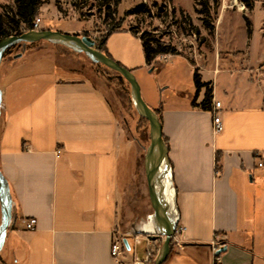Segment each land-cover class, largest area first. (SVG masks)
I'll list each match as a JSON object with an SVG mask.
<instances>
[{"label": "crops", "instance_id": "0c3cea01", "mask_svg": "<svg viewBox=\"0 0 264 264\" xmlns=\"http://www.w3.org/2000/svg\"><path fill=\"white\" fill-rule=\"evenodd\" d=\"M124 39L139 46L142 56L119 53L116 45ZM107 47L129 69L148 67L142 41L130 30L112 33ZM173 56L185 59L192 81L187 92L158 108L178 227L184 229L167 260L212 264L213 247L220 245L227 247L222 264H264V69L242 63L221 69L215 55L209 70L207 61L193 65ZM30 67L24 72L17 61L0 65V169L12 195L3 249L9 244L13 251L3 262L126 264L132 257L115 259L111 245L115 234L134 235L128 233L131 225L142 219L136 207H128L130 175L136 176L139 164L135 141L122 135L103 91L89 79L63 77L55 64ZM195 67L212 83L213 101L222 104L220 133L213 130L211 110L193 105ZM204 94L203 88L198 103ZM30 218L37 219L33 230L23 223Z\"/></svg>", "mask_w": 264, "mask_h": 264}, {"label": "rangeland", "instance_id": "374dc122", "mask_svg": "<svg viewBox=\"0 0 264 264\" xmlns=\"http://www.w3.org/2000/svg\"><path fill=\"white\" fill-rule=\"evenodd\" d=\"M220 1L214 13L216 21L213 32L204 25L203 15L197 12L195 0H120L118 6L113 0L108 3L102 0H43L39 16L42 29L88 35L96 40L105 36L110 25L115 23L121 24V29L137 32L138 35L151 32L163 43L174 46L196 65L197 62L207 61L209 70L215 67V55L220 59L221 69L228 63H242L264 69V0H255L253 9L239 0ZM13 6L14 0H0L2 14H5L6 8L10 11ZM138 7L141 8L136 11ZM200 7L198 5L197 8ZM5 24L10 27L7 19ZM116 48L119 53L129 51L136 57L139 53L142 56L139 46L127 39L118 42ZM19 53H23L22 56L16 57ZM165 56L160 57L154 68L133 70L144 100L154 110L169 104L171 98L180 91L187 92L191 88V67L185 59L179 56L170 58V54ZM14 61L18 62L24 72H29L30 65L35 63L41 67L55 64L59 75L89 79L103 91L119 121L122 135L134 140L137 146L138 172L136 176L130 175L134 179L130 185L128 207L130 210L136 207L135 215L139 219L146 218L152 212L144 169V156L150 144V125L134 105L129 82L104 64L93 62L86 54L47 41L15 45L10 53L4 55L2 62L6 65ZM3 69L2 66L1 75ZM206 75L213 77L212 74ZM222 76L220 74L218 77L220 84ZM130 162L132 164V161L127 164ZM130 168L132 165L127 175ZM128 240L132 249L126 255L130 258L134 255V237L128 236ZM163 243L164 240L159 238L158 244L162 247ZM145 246L146 241L137 246L139 257H144ZM12 255L13 251L8 244L1 252L0 264H5L3 257L9 259ZM164 264L189 262H182L173 256Z\"/></svg>", "mask_w": 264, "mask_h": 264}, {"label": "water", "instance_id": "95a60500", "mask_svg": "<svg viewBox=\"0 0 264 264\" xmlns=\"http://www.w3.org/2000/svg\"><path fill=\"white\" fill-rule=\"evenodd\" d=\"M47 41L60 44L75 52L86 54L93 62L102 63L119 72L131 86V96L138 113L149 121L150 144L146 148L144 167L152 212L146 218L131 225L129 234L147 235L152 240L164 236L165 240L157 257L156 264H164L171 252L172 237L175 235L180 212L177 204V190L174 185L173 169L169 159V147L163 135V125L159 114L143 98L141 86L132 70L112 57L95 48V39L53 29L29 30L19 35H10L0 41V65L5 52L20 43ZM19 53L16 57H21ZM0 87V108L2 104ZM0 252L5 244L7 231L12 218V195L7 178L0 169ZM125 243L129 246L127 238ZM227 247L217 251L221 254Z\"/></svg>", "mask_w": 264, "mask_h": 264}, {"label": "trees", "instance_id": "16d2710c", "mask_svg": "<svg viewBox=\"0 0 264 264\" xmlns=\"http://www.w3.org/2000/svg\"><path fill=\"white\" fill-rule=\"evenodd\" d=\"M102 1L104 3H108L111 0H102ZM113 1H115L116 6H118L120 3V0H113ZM195 1H196L197 12L203 15L202 20L204 25L210 32H213L215 30V21H216L214 17V13L219 8L221 1L220 0H195ZM239 1H241V3H243L249 9H253L254 7L255 0H239ZM42 3L43 0H14V6L10 8V11L6 8L5 14H2L0 12V41L7 36L19 35L26 31L32 30L34 20L40 14ZM198 5H201V7L197 8ZM140 8L141 7H138L136 11H138ZM6 19L8 21V25L10 26L9 28L5 24ZM120 29H121V24L119 23L111 24L105 36H103L100 40L95 39V48L102 51L109 57H112L107 47V41L109 37L112 35V33ZM10 30L14 31V33H11ZM133 33L137 34V32H133ZM139 37L142 41L146 65L149 68H154L158 63L160 57H163L165 55L168 54L182 55L174 46L163 43L159 38H157L151 32H144L143 34L139 35ZM27 44H31V43H26V45ZM17 45H24V43H20ZM11 50L12 47L9 48L5 52V54L10 53ZM191 63L195 65L194 61H191ZM130 70L133 71V69ZM117 73L121 78H124L119 72ZM193 80H194V85L196 87V98L193 102V105L203 110H211L213 103L212 83L210 81H203L202 75L198 67H195L194 69ZM203 88L205 89L204 98L200 103H198L197 97ZM155 111L159 114L160 119L162 121L163 120L162 109H158ZM173 247L174 246L172 242L171 249H173Z\"/></svg>", "mask_w": 264, "mask_h": 264}, {"label": "built area", "instance_id": "2783aa9c", "mask_svg": "<svg viewBox=\"0 0 264 264\" xmlns=\"http://www.w3.org/2000/svg\"><path fill=\"white\" fill-rule=\"evenodd\" d=\"M42 29V19L40 16H37L33 23V29L32 30H41ZM222 104L220 101H213L212 103V115H213V130L215 133H220L224 129V123L222 120V117L219 113V110L221 109ZM57 153H61V150H57ZM264 162L261 161L259 163V166H263ZM23 223L27 229L33 230L36 227L37 219L36 218H30V219H24ZM183 228L177 227L175 235L172 237V242L176 240V236L179 233L183 232ZM134 237V255L132 256V259L126 263V264H156L157 257L161 251V246L158 244L159 238L165 240V237H159L156 240L150 239L147 235H132ZM128 237H125L122 234H115L112 245H111V254L112 256L120 260L126 256L128 251L132 249V246L128 240L129 246L125 243V239ZM142 241H146V246L144 249V257H139L137 252V246L141 244ZM220 245L216 246L214 245V257L212 264H222V258L221 255L217 254V251L220 249Z\"/></svg>", "mask_w": 264, "mask_h": 264}]
</instances>
